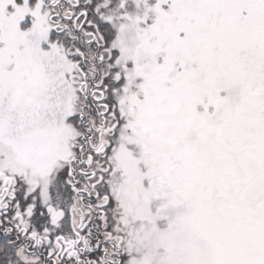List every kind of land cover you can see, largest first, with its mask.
Masks as SVG:
<instances>
[{
	"label": "snow or ice",
	"instance_id": "1",
	"mask_svg": "<svg viewBox=\"0 0 264 264\" xmlns=\"http://www.w3.org/2000/svg\"><path fill=\"white\" fill-rule=\"evenodd\" d=\"M0 264H264V0H0Z\"/></svg>",
	"mask_w": 264,
	"mask_h": 264
}]
</instances>
